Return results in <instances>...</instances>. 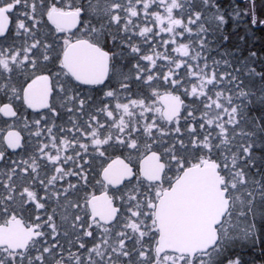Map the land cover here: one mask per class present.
<instances>
[{"label":"snow or ice","instance_id":"snow-or-ice-1","mask_svg":"<svg viewBox=\"0 0 264 264\" xmlns=\"http://www.w3.org/2000/svg\"><path fill=\"white\" fill-rule=\"evenodd\" d=\"M262 9L0 0V264L264 254Z\"/></svg>","mask_w":264,"mask_h":264},{"label":"trees","instance_id":"trees-1","mask_svg":"<svg viewBox=\"0 0 264 264\" xmlns=\"http://www.w3.org/2000/svg\"><path fill=\"white\" fill-rule=\"evenodd\" d=\"M221 3L227 8L233 3V0H221ZM235 3L239 4L241 8L245 7V0H235ZM257 3L259 5L260 0H257ZM233 28L234 24L230 20L225 30L230 33L231 38L223 47L239 49V58L241 59L246 57L249 51L255 50L258 54L264 51V32L256 28H253L251 32H246L242 22L235 26V30ZM240 36L245 37L243 42H241ZM242 254L245 264H259L260 261H264V254L259 251V247H246L242 249Z\"/></svg>","mask_w":264,"mask_h":264},{"label":"rangeland","instance_id":"rangeland-1","mask_svg":"<svg viewBox=\"0 0 264 264\" xmlns=\"http://www.w3.org/2000/svg\"><path fill=\"white\" fill-rule=\"evenodd\" d=\"M246 247H250V246L245 245V246L243 247V249L246 248Z\"/></svg>","mask_w":264,"mask_h":264}]
</instances>
